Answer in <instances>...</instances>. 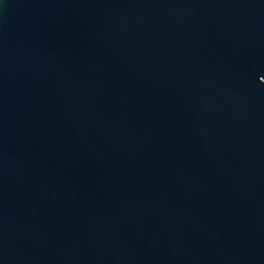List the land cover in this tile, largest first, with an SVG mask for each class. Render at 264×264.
I'll return each mask as SVG.
<instances>
[{
    "label": "water",
    "instance_id": "95a60500",
    "mask_svg": "<svg viewBox=\"0 0 264 264\" xmlns=\"http://www.w3.org/2000/svg\"><path fill=\"white\" fill-rule=\"evenodd\" d=\"M0 264H264V0H0Z\"/></svg>",
    "mask_w": 264,
    "mask_h": 264
}]
</instances>
